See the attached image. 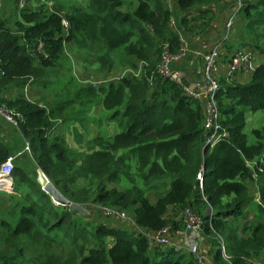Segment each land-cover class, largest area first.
I'll return each instance as SVG.
<instances>
[{
  "label": "trees",
  "instance_id": "1",
  "mask_svg": "<svg viewBox=\"0 0 264 264\" xmlns=\"http://www.w3.org/2000/svg\"><path fill=\"white\" fill-rule=\"evenodd\" d=\"M2 1L10 4L11 16H0V110L19 117L16 129L28 146L30 168L70 203L109 207L130 222L124 227L105 216L97 221L94 209L86 220L56 207L25 168L14 165L11 180L18 178L30 193L19 199L7 195L11 205L0 212V264H195L177 248L186 211L200 221L210 264H264V126L250 129L253 143L245 133V114H264V63L244 83L219 80L214 102L219 132L226 136L203 152L200 103L157 74L164 53L179 51L169 27L175 9L181 30L201 38L214 18L211 7L223 0H170L171 6L137 0L131 12H121V0H26L21 8L18 0ZM241 5L225 56L239 48L264 53L258 45L264 0ZM65 43L85 51L83 62L92 57L101 73L119 66L133 76L99 87L71 77L58 92L55 76L63 70ZM27 85L56 90L53 104L45 109L27 100L22 90ZM73 99L80 107L107 111L119 132L87 141L88 151L52 136L67 121L63 111ZM8 156L0 143V165ZM124 179L126 187L109 188ZM162 229L170 245L146 238Z\"/></svg>",
  "mask_w": 264,
  "mask_h": 264
},
{
  "label": "built area",
  "instance_id": "2",
  "mask_svg": "<svg viewBox=\"0 0 264 264\" xmlns=\"http://www.w3.org/2000/svg\"><path fill=\"white\" fill-rule=\"evenodd\" d=\"M170 3V0H165ZM26 4V0H18L19 8L23 7ZM241 0H235L234 5H232L226 19L223 24V34L221 38L216 41L212 46L192 52L194 58H198L194 62L193 69L198 70L199 76L195 78L194 81L187 83L186 85L182 82V76L178 70L172 69V63L178 62L183 55L187 53L186 46L184 45V39L181 35V28L177 25L175 18H171L169 21V27L175 33L179 41V51L174 56H169L164 53L161 58L160 65L158 67L157 74L162 79H167L170 82L178 85L181 88L182 94L185 97L191 98L200 103L203 110V130L205 133L204 138V147L213 146L221 137H225L226 134H220L219 124H218V114L214 102V95L219 86V80H234L236 75H244L249 77L250 74L256 68L254 64V55L250 49L240 48L232 51L230 54H224V45L228 40L231 29L236 21L237 15L241 10ZM62 26L66 28L65 21H62ZM180 30V32H179ZM185 33V32H184ZM186 34V33H185ZM188 36V34H186ZM38 52L42 53L41 47L39 46ZM140 70L135 72L138 74ZM133 76V73H131ZM0 114L3 115L6 122L11 124L13 127H16V122L19 120V117L8 115L4 111L0 110ZM22 152L29 153L28 146L25 142L24 149ZM30 154V153H29ZM20 156V153L17 155H9L4 162L0 165V189L11 191L12 190V180L11 173L15 165V159ZM53 203V202H52ZM54 206L58 207L59 205L53 203ZM98 211L105 217H108L112 220H119L123 222H130L127 216L115 209L109 207H96ZM185 216V228L184 231L178 234V239L180 240V245L177 248L181 247L187 251L193 258L195 264H208L204 258V253L199 249L195 241L201 240L199 237V219L189 211L184 213ZM167 229H162L153 233L151 236L146 238L154 245H170L168 238L166 237ZM196 237L195 241H192L191 236ZM145 236V234H144ZM188 238L190 240H188ZM198 238V239H197ZM221 252L223 253V247H220Z\"/></svg>",
  "mask_w": 264,
  "mask_h": 264
},
{
  "label": "rangeland",
  "instance_id": "3",
  "mask_svg": "<svg viewBox=\"0 0 264 264\" xmlns=\"http://www.w3.org/2000/svg\"><path fill=\"white\" fill-rule=\"evenodd\" d=\"M123 2V5L121 7V12H127V11H133L136 6L137 0H121ZM168 5L170 4L167 1ZM171 6V4H170ZM11 8L10 4L7 1H1L0 0V16L1 18H8L10 17ZM261 34L264 35V30H261ZM232 35V32L230 33ZM228 36V39L230 37ZM258 45L263 49L264 51V37L258 38ZM41 45L39 44L37 46V52L38 48ZM240 49V48H239ZM63 51H64V57H63V70H57L59 73L55 76V78L58 80V85L56 87V90L59 92L60 88L65 85L67 82V79L74 78L80 85L85 87H99L103 86L107 83H117L119 79L122 77H132L130 72H127L125 69L116 66L115 69L109 73H101L98 71L97 65L92 63V57H89L86 62H89V64L84 63L85 58V51H78L76 47H74L71 43H65L63 45ZM254 55V64L257 65L259 63H264V53H260L257 50H251ZM84 52V53H83ZM138 70H135L137 72ZM134 72V73H135ZM55 73V74H57ZM72 77V78H71ZM236 79H234L231 83L236 84L238 83H244L248 77L244 75H236ZM73 83V80H72ZM77 86L76 83L71 84L68 86V89H71L72 87ZM28 87V85H27ZM32 87L33 91H30V93L27 94V97L30 99V102L37 103L40 107H43L47 109L50 107L54 100H55V93H58L56 90H52V92L44 91L41 87H38L36 85L29 86ZM26 88V87H25ZM73 89V88H72ZM39 91V92H38ZM30 94V96H29ZM70 97V95H68ZM75 102L72 104H69L66 109H64L63 114L66 116V122L63 123L64 125H58L55 135L61 136L65 142L66 145L69 148H74L75 150H89L90 146H88L87 142L85 141L86 138L91 139L92 137H107L111 136L116 132H119V127L117 126L116 122H110L107 120L108 112L103 110L99 106H93L92 104H86L85 106H79L76 104V99H73ZM87 110V111H86ZM4 111V110H3ZM79 111V112H78ZM86 111V112H85ZM263 116L264 114L262 112H256V113H246L245 114V133L247 135L248 143H253L252 137L249 133L250 129H260L263 127ZM83 121V122H82ZM0 124H3V122H0ZM52 138V137H51ZM0 143L8 150L9 147L4 143V141L0 138ZM264 144V142H263ZM93 148V147H91ZM22 156V157H21ZM15 160V167L16 166H22L27 171L28 177L31 179L36 178V168L32 170L31 167V157L30 155H21ZM27 157V158H26ZM1 182V181H0ZM134 183H136L139 187H141L143 184L140 181L133 180ZM129 184V180L124 179L121 180L117 184H110L109 188L112 189H122L126 187ZM251 191L252 187L250 186ZM12 189L14 192L1 190L0 189V212L4 211L6 208H8L10 204L9 201H7V195L13 196L16 198H20L18 195L22 196L23 193L28 194L30 193V190L25 186V183L19 182L18 178H12ZM31 197L34 198V195L36 194H30ZM147 198L152 202L155 199V194L152 192H146ZM52 202V201H51ZM98 206H89L87 207L88 210H97ZM250 211V208H249ZM97 221L103 222V215L100 214L97 210ZM112 224L121 225L124 227H129V225L125 224L126 222L120 223L117 220H110ZM192 241H195L196 237L194 235L191 236ZM198 239V238H197ZM188 240H190L188 238ZM197 243V246L199 249L203 252H207V249L203 246L204 241L200 243L198 240L195 241ZM207 259V257H206ZM253 261V260H248Z\"/></svg>",
  "mask_w": 264,
  "mask_h": 264
},
{
  "label": "crops",
  "instance_id": "4",
  "mask_svg": "<svg viewBox=\"0 0 264 264\" xmlns=\"http://www.w3.org/2000/svg\"><path fill=\"white\" fill-rule=\"evenodd\" d=\"M234 1L235 0H223L222 3L220 5H218L217 8L211 7L213 14H214V18H213V21H212L210 27L208 28L207 32L201 38L196 37V36H187L184 32L181 33L179 30V32L183 36L184 45L186 46V49L188 52L185 53L183 55V58H181L178 62L172 63V69L178 70L180 72V74L183 78L182 79L183 84L186 85L187 83L194 81L195 78H197L199 76L198 70L193 69L194 68L193 64H194V62H196L198 60V58H194L191 53L199 51V50H203L205 48H208V47L212 46V44H214L216 41H218L221 38V36L223 34L224 20L226 19L232 5H234ZM176 11L177 10L175 9V14L177 16V17H175V19L178 18V14ZM29 86L30 85H28V87L26 86V88L24 87L22 89L23 94L27 100H30L27 97V94L30 93V91H33L32 87H29ZM29 96H30V94H29ZM0 122H3V124H0V138L4 141V143L6 145H8V147H9L8 148L9 149L8 154L14 155V156L19 154V153H20V156L21 155H30L29 153L22 152L24 149L25 141L23 140V138L18 133L16 127H13L11 124L6 122V120L4 119L2 114H0ZM57 127H58V125L51 132L52 136H58V135H55ZM91 139L86 138L85 141L87 142ZM72 149H74V148H72ZM199 242L202 243V240H199ZM203 253H204L205 260L207 261L208 264H210L209 257H207L205 252H203ZM206 257H207V259H206Z\"/></svg>",
  "mask_w": 264,
  "mask_h": 264
},
{
  "label": "water",
  "instance_id": "5",
  "mask_svg": "<svg viewBox=\"0 0 264 264\" xmlns=\"http://www.w3.org/2000/svg\"><path fill=\"white\" fill-rule=\"evenodd\" d=\"M185 85V84H184ZM205 147L202 148V152ZM36 178L35 182L40 187V190L49 197V199L53 202L58 204L60 207H67V209L74 215L82 219H91L93 215V210H88L87 208L75 204L70 203L64 197H62L54 187L49 183V181L41 174L39 170H36Z\"/></svg>",
  "mask_w": 264,
  "mask_h": 264
}]
</instances>
